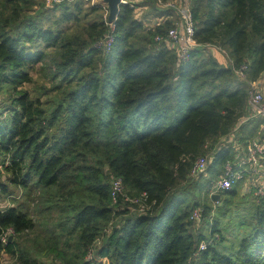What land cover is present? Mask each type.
I'll return each instance as SVG.
<instances>
[{"label":"trees","instance_id":"1","mask_svg":"<svg viewBox=\"0 0 264 264\" xmlns=\"http://www.w3.org/2000/svg\"><path fill=\"white\" fill-rule=\"evenodd\" d=\"M191 1L197 17L196 39L210 42L219 37L235 65L250 60L247 74L255 78L264 69V0H207L210 7L200 14L199 0L196 5ZM82 2L85 0H63L52 6L63 8V19H77ZM89 6L92 10L99 7ZM12 10L0 24V83L9 84L15 93L0 108V151L8 157L3 165L7 178L30 189L68 185V195L78 197L72 203L71 225L67 220L69 232L77 233L76 248L67 253L52 246L51 251L64 264H264V198L248 191L256 202V222L237 244L220 248L217 244L222 237L214 236L219 229L213 220L207 246L197 251L206 236L194 231L190 212L200 205H190L172 191L194 158L206 151L205 142L227 131L240 117L247 82L235 79L232 68L221 64L213 53L203 57V48H194L190 59L179 63L164 43L154 41V50L136 45L131 37L142 24L126 4L118 8L115 39L108 52L92 45L106 29L101 14L88 22V38L71 48L61 36L63 28L43 26L33 16L19 17L16 7ZM156 10V14L172 12ZM165 24L170 20L149 30L150 42ZM39 40L46 48H64L59 70L65 81L76 77V84L65 91V99L50 115L38 96L19 88L31 80L32 66L45 57L44 49L34 44ZM99 53L102 57L95 72L79 73L95 63ZM62 118L59 133H55L53 128ZM256 120L241 123L245 128L252 121L246 125L248 132L238 135L243 143L258 125ZM51 127L52 136L46 130ZM230 153L227 147L216 150L205 174L209 194ZM112 175L122 177L130 194L146 191L148 201L154 202L151 208L132 213L119 204L114 209ZM200 177L204 175L197 179ZM0 189L7 191L6 183H0ZM236 190L235 185L223 189L218 199ZM202 204L204 216L210 206ZM115 212L124 214L121 221L104 233L94 258L84 259L102 233L103 221ZM34 225L33 217L21 206L0 209V255L8 251L22 264H40L25 248L1 238L7 228L20 233Z\"/></svg>","mask_w":264,"mask_h":264},{"label":"rangeland","instance_id":"2","mask_svg":"<svg viewBox=\"0 0 264 264\" xmlns=\"http://www.w3.org/2000/svg\"><path fill=\"white\" fill-rule=\"evenodd\" d=\"M147 5H144L133 10V17L141 22V28L138 29L131 40L136 45H143L150 50H154L156 47L154 40L150 42V26L155 21L157 10L152 2L144 1ZM196 5V0H194ZM207 0H199L198 14L207 11L210 7L206 5ZM89 5L92 4L90 1L85 0L80 4L81 10L77 14V19L65 20L62 18L63 8L58 6H52V3H48L46 0H0V24L4 23L5 19H8L14 11L12 7H16L19 11V17L33 16L43 26H51L54 29L63 28L61 36L64 39V43L69 47L78 46L79 42L83 38H88L90 31L89 21L95 18H99L102 15L103 10L99 6L97 9H90ZM197 22V17L194 15ZM168 24H165V27ZM144 38V39H143ZM149 40V42H147ZM219 37L213 40L215 43H219ZM67 41H70L68 44ZM95 42V41H94ZM92 42V45L93 43ZM35 46L41 47L45 51V57L35 63L30 69L31 80L23 82L19 88L26 89L31 96H38L46 109V114L50 115L53 107L57 105L61 99H65L66 90L76 84V77L71 81H65L63 79V73L59 69L62 67L58 64L62 61V57L66 52L64 48L57 47H45L43 42L35 41ZM155 44V45H154ZM221 45V43H219ZM222 46V45H221ZM223 47V46H222ZM173 51V49H171ZM211 51L208 49L202 50V56L206 57L211 55ZM214 54V53H213ZM212 54V55H213ZM223 65H231L229 59H221V55H213ZM102 57L101 53L96 56V62L91 66L83 68L79 73H85L87 71L98 68L97 60ZM231 61L234 62V58L230 55ZM250 64V60L243 59ZM229 63V64H228ZM94 68V69H93ZM59 70V71H58ZM235 79H240L235 73H233ZM66 91V92H65ZM65 92V93H63ZM14 90L7 83H0V108H3L7 103L10 102V98L14 95ZM67 101V100H65ZM1 110V109H0ZM249 113L248 108L245 105V109L240 115L241 118L247 116ZM94 115V122L97 120V115ZM243 116V117H242ZM239 117V118H240ZM236 122L225 132L221 133L216 137H212L206 141L207 148L205 150L214 149L216 146L223 145L224 138L232 130ZM63 124V118L61 122L53 128L55 133H59V127ZM48 134L52 136V127L46 129ZM7 156H4L0 151V183H6L8 190L1 191L0 189V209L5 206L15 204L25 209L29 215H31L35 221V225L30 230H25L20 233L15 232L12 228H7L3 232L4 240L14 241L19 247L25 248L29 251L30 255L35 258L40 264H64V260L57 257L52 251V246L63 248L67 253H71L75 250V244L77 242V233L75 231L69 232V221L72 223V215L75 210L72 207V203L75 202L78 197L75 195L69 196V186L66 185L64 188L50 187L48 189L42 188H28L18 186L7 178V171L4 169V164L7 163ZM207 175V174H206ZM193 179L189 177L188 173L182 179H179L177 184L173 186L172 191L179 192V195L185 197L186 201L190 205L199 204L202 207V203H207L210 206L208 214L201 215L198 220L194 221L193 228L195 232H201L210 239L209 226L211 221H217V227L219 231L215 232L217 238H221V241L217 245H230L237 244V241L241 235H244L250 231L255 225V213L254 205L256 202L252 194L247 191H242V188L237 187V190L233 194H226L224 198H213L209 192H207L208 177ZM113 176V175H112ZM111 176V179H112ZM52 191L54 195L52 196ZM202 204V205H201ZM122 208H125L122 207ZM124 214L122 213H111L107 220L102 223V230L99 235V241L95 243H101L104 233L108 232L112 226L119 221ZM246 222L243 225L241 222ZM87 254V253H86ZM84 255V259L89 258ZM0 264H22L19 262L14 254L8 251H2L0 255Z\"/></svg>","mask_w":264,"mask_h":264},{"label":"built area","instance_id":"3","mask_svg":"<svg viewBox=\"0 0 264 264\" xmlns=\"http://www.w3.org/2000/svg\"><path fill=\"white\" fill-rule=\"evenodd\" d=\"M48 3L59 2L63 0H46ZM71 1V0H69ZM92 4L99 5L103 10V22L106 29L102 35H100L94 42V45L104 52H108L114 43L116 18L118 10L115 16L110 20L109 6L105 0H87ZM146 0H120V4H126L137 10L144 5H147ZM153 3L156 9L166 10L170 9L171 13H160L154 15L155 21L150 26V29L154 30L157 25H163L164 21L170 20V24L163 30L155 32L153 40L157 43H164L168 48L173 49L176 59L179 63L186 62L191 57V52L194 48L208 49L211 53H216L222 56L224 60L229 59V65L234 73L242 80L247 82V94H246V107L248 108V118H260L259 130L264 134V90L252 80L247 70L249 63L242 61L237 65L231 61L228 51L222 47L219 43L213 41L199 42L195 37L196 21L193 15L192 1L191 0H148ZM118 5V8L120 6ZM228 63V64H229ZM234 130L229 132L226 141L230 143L231 153L224 158L222 163V169L218 177L212 182L210 187V194L218 193L223 189H228L236 184L243 183V186L250 191L256 197L264 198V138L260 136H253L245 143L233 138ZM205 142L204 148H207ZM218 147L210 149L198 154L188 171L189 177L195 179L201 175H205L208 170V166L211 163L214 151ZM111 205L114 209L121 207L127 208L128 212H145L151 208L153 201H148L146 191H140L137 194H130L126 191L124 181L121 176H112L111 179ZM202 215V208L195 206L190 212V218L198 220ZM4 240L3 234L1 235ZM97 237L94 243L90 246L87 252L89 258L93 257V253L96 247V241H99ZM207 246V240L202 239L198 243V250H201ZM197 253V252H196Z\"/></svg>","mask_w":264,"mask_h":264},{"label":"crops","instance_id":"4","mask_svg":"<svg viewBox=\"0 0 264 264\" xmlns=\"http://www.w3.org/2000/svg\"><path fill=\"white\" fill-rule=\"evenodd\" d=\"M214 55H216V53H214ZM217 55H219V54H217ZM221 59L224 60V58H222V56H221ZM251 79L255 81V83L258 85V87H260L262 90H264V69L261 70V71L259 72V74H258L255 78H251ZM242 117H243V116H242ZM245 117H246V116H245ZM245 117H243V118L240 117V118H239V121L237 122V124L234 125V127H233L232 130H231V131L234 130L233 138L236 139V140H239V141H241V139L239 138L238 135L240 134V135L243 136V134H245L246 132H248V130H249L250 127H246V125H249V124L252 122V121H249V122L246 123L245 128L242 127V126H241V123H242L243 121L247 120V119H245ZM257 120H258V125L256 126V128H255L254 130H252V131L250 132V134H247V135H250L251 137H253V136H257V135H258V136L264 138V134H262V133L260 132V130H259V126H260L261 119H260V118H257ZM257 120H256V121H257ZM231 131H230V133H231ZM227 135L229 136L230 134L228 133ZM251 137H250V138H251ZM226 139H227V138H225V140H226ZM216 147H217V146H216ZM223 147L230 148L231 146H230L229 141H228V143H227L226 141H224V142H223V145L218 146L217 150H219V149H221V148H223ZM215 153H216V151H214L213 156H212V159L214 158ZM211 162H212V160H211ZM235 186H237V187H239V188H242V191H247V192H248V190L243 186V183L236 184Z\"/></svg>","mask_w":264,"mask_h":264},{"label":"water","instance_id":"5","mask_svg":"<svg viewBox=\"0 0 264 264\" xmlns=\"http://www.w3.org/2000/svg\"><path fill=\"white\" fill-rule=\"evenodd\" d=\"M105 1L108 3V6H109L108 18L111 20L115 16L118 10V5L120 4V0H105ZM218 196H219V193L212 194L213 198H217Z\"/></svg>","mask_w":264,"mask_h":264}]
</instances>
